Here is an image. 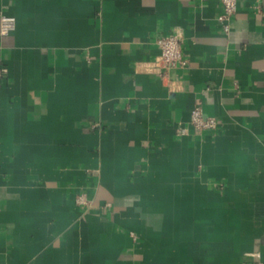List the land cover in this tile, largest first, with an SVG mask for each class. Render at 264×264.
<instances>
[{
	"label": "crops",
	"instance_id": "crops-1",
	"mask_svg": "<svg viewBox=\"0 0 264 264\" xmlns=\"http://www.w3.org/2000/svg\"><path fill=\"white\" fill-rule=\"evenodd\" d=\"M220 9L0 0V264H264V0Z\"/></svg>",
	"mask_w": 264,
	"mask_h": 264
},
{
	"label": "built area",
	"instance_id": "built-area-1",
	"mask_svg": "<svg viewBox=\"0 0 264 264\" xmlns=\"http://www.w3.org/2000/svg\"><path fill=\"white\" fill-rule=\"evenodd\" d=\"M237 1L238 0H219L221 9L217 15V20L221 23L225 32H228L230 28V22L237 9ZM14 27V16L1 13L0 33L3 35L8 34ZM155 43L158 48V54L152 60L146 62V68L149 72L153 73L161 80H164L170 69L178 66H186L187 60L183 56L180 38L176 33L158 36ZM189 123L198 130L214 128L216 126L215 118H204L198 106L192 108ZM185 132L186 127H181L180 133Z\"/></svg>",
	"mask_w": 264,
	"mask_h": 264
}]
</instances>
